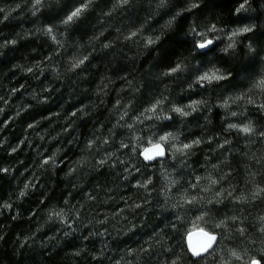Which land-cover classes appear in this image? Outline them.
Returning <instances> with one entry per match:
<instances>
[{"label": "clouds", "instance_id": "clouds-1", "mask_svg": "<svg viewBox=\"0 0 264 264\" xmlns=\"http://www.w3.org/2000/svg\"><path fill=\"white\" fill-rule=\"evenodd\" d=\"M4 67L0 264H264V0H0Z\"/></svg>", "mask_w": 264, "mask_h": 264}, {"label": "trees", "instance_id": "trees-1", "mask_svg": "<svg viewBox=\"0 0 264 264\" xmlns=\"http://www.w3.org/2000/svg\"><path fill=\"white\" fill-rule=\"evenodd\" d=\"M214 7H217V5H215V4L206 5V8H214ZM180 47H181V45H179V44L168 46L165 50V55H171L172 53H174L177 50V48H180ZM254 67H255L254 63H250L248 65H245L244 68L241 69V71L247 72V71H249V69H254ZM0 76L3 77V83L9 84L10 86H19V83L22 82L19 79L13 80L12 79L13 73L10 72L7 67L0 68ZM0 91H2V89H0ZM0 123H2V121H0ZM0 158H3V157H0ZM26 162H27V159H26ZM18 171H19V169H18ZM3 183H4L3 178H0V185H3ZM0 192H2V189H0ZM153 223H155V221H153Z\"/></svg>", "mask_w": 264, "mask_h": 264}]
</instances>
